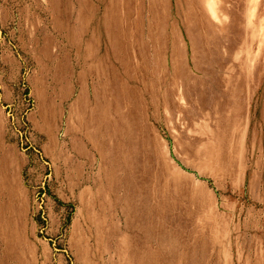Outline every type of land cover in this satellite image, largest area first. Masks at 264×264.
I'll use <instances>...</instances> for the list:
<instances>
[{
  "label": "rangeland",
  "instance_id": "1",
  "mask_svg": "<svg viewBox=\"0 0 264 264\" xmlns=\"http://www.w3.org/2000/svg\"><path fill=\"white\" fill-rule=\"evenodd\" d=\"M0 264H264V0H0Z\"/></svg>",
  "mask_w": 264,
  "mask_h": 264
},
{
  "label": "crops",
  "instance_id": "2",
  "mask_svg": "<svg viewBox=\"0 0 264 264\" xmlns=\"http://www.w3.org/2000/svg\"><path fill=\"white\" fill-rule=\"evenodd\" d=\"M38 113H39L40 119H42V120L45 122V115H44V112H42V111L40 110Z\"/></svg>",
  "mask_w": 264,
  "mask_h": 264
}]
</instances>
